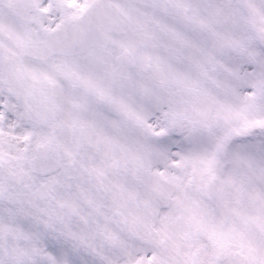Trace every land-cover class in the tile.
Returning a JSON list of instances; mask_svg holds the SVG:
<instances>
[{
	"label": "snow or ice",
	"instance_id": "1",
	"mask_svg": "<svg viewBox=\"0 0 264 264\" xmlns=\"http://www.w3.org/2000/svg\"><path fill=\"white\" fill-rule=\"evenodd\" d=\"M0 264H264V0H0Z\"/></svg>",
	"mask_w": 264,
	"mask_h": 264
}]
</instances>
